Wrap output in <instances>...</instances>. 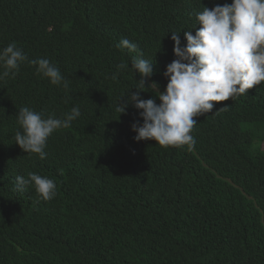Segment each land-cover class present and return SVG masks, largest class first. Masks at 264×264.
I'll list each match as a JSON object with an SVG mask.
<instances>
[{
	"label": "trees",
	"instance_id": "obj_1",
	"mask_svg": "<svg viewBox=\"0 0 264 264\" xmlns=\"http://www.w3.org/2000/svg\"><path fill=\"white\" fill-rule=\"evenodd\" d=\"M231 2L0 0V49L16 42L28 58L0 81V264H264V82L194 117L191 150L135 141L138 111H115L140 79L120 41L153 62L148 83L163 92L170 32L185 46L198 12ZM40 58L67 89L36 74L28 61ZM22 107L81 114L48 138L41 160L15 143ZM29 172L52 179L55 198L16 191Z\"/></svg>",
	"mask_w": 264,
	"mask_h": 264
},
{
	"label": "clouds",
	"instance_id": "obj_2",
	"mask_svg": "<svg viewBox=\"0 0 264 264\" xmlns=\"http://www.w3.org/2000/svg\"><path fill=\"white\" fill-rule=\"evenodd\" d=\"M196 20L200 27L194 35L184 32L185 46L181 44L179 33L170 32L176 59L163 73L168 81L163 92L156 82L148 83L154 74L153 62L142 58L137 45L128 39L116 45L121 51L127 49L129 54L136 53L130 67L133 74L140 76L139 81H135L137 91L122 97L115 111L124 114L129 105L138 111L143 123L136 121L131 125L137 142L154 140L159 146H187L191 150L195 139L190 133L197 124L194 117L210 112L215 107L213 102L246 95V90L264 82V0H232L231 4L204 7L196 14ZM27 59L16 42L0 49V68L3 69L0 81L14 79ZM28 62L36 65V74L47 78L52 85L68 88L69 82L48 59ZM128 67L117 65V72ZM116 78L114 74L112 79ZM149 91L158 98L159 104L153 98H141V92ZM80 114L79 107H73L63 118L54 115L45 118L42 112L22 107L17 114L19 130L15 133V143L26 154H37L44 160L48 138L59 129L69 128ZM15 181L16 191L32 186L38 198L44 201L57 195L55 182L36 172H29L27 178L18 175Z\"/></svg>",
	"mask_w": 264,
	"mask_h": 264
},
{
	"label": "rangeland",
	"instance_id": "obj_3",
	"mask_svg": "<svg viewBox=\"0 0 264 264\" xmlns=\"http://www.w3.org/2000/svg\"><path fill=\"white\" fill-rule=\"evenodd\" d=\"M261 148L264 150V143L261 144Z\"/></svg>",
	"mask_w": 264,
	"mask_h": 264
}]
</instances>
